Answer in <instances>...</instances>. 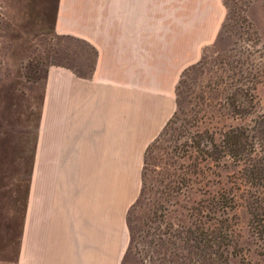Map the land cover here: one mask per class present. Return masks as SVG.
Returning <instances> with one entry per match:
<instances>
[{"label": "crops", "instance_id": "obj_1", "mask_svg": "<svg viewBox=\"0 0 264 264\" xmlns=\"http://www.w3.org/2000/svg\"><path fill=\"white\" fill-rule=\"evenodd\" d=\"M33 5L51 7L42 35L52 45L69 40L74 58L44 71L35 139L24 158L16 252L0 264H125L127 214L141 191L145 152L177 109L182 74L218 40L226 6L223 0Z\"/></svg>", "mask_w": 264, "mask_h": 264}, {"label": "rangeland", "instance_id": "obj_2", "mask_svg": "<svg viewBox=\"0 0 264 264\" xmlns=\"http://www.w3.org/2000/svg\"><path fill=\"white\" fill-rule=\"evenodd\" d=\"M225 3L227 15L218 40L184 73L177 89L176 114L146 152L141 191L127 214L131 244L125 264L157 263L150 240L170 238V233L198 223L197 202L211 196L220 197L223 206L235 201L234 209L201 208L204 213L222 214V218L225 211L234 215V240L241 255L232 257L231 263L264 264V189L244 183L239 168L229 162L201 173L183 151L187 131L218 130L234 123L225 112L221 115L219 107L223 88L233 80L255 83L256 97L264 107V0ZM33 4L0 0L1 260L12 259L16 252L24 158L30 157L35 139L44 71L50 63L73 64L70 60L74 58L69 40L52 45L42 35L50 29L51 7ZM77 50L80 55L86 53L83 47Z\"/></svg>", "mask_w": 264, "mask_h": 264}, {"label": "trees", "instance_id": "obj_3", "mask_svg": "<svg viewBox=\"0 0 264 264\" xmlns=\"http://www.w3.org/2000/svg\"><path fill=\"white\" fill-rule=\"evenodd\" d=\"M223 3L227 8L225 0ZM224 23L225 21L222 28ZM242 75L241 73L240 76ZM223 89L224 96L219 102L221 115L225 112V116L230 117L234 123L218 130L203 128L193 132L187 131L183 145L185 157L192 162L191 166L197 167L201 173L210 170L211 166L218 167L229 162L239 168L244 183L257 190L264 189V107L256 97L255 83H242L236 79ZM175 114L176 111L172 118ZM199 165H202L201 168ZM231 201L232 204L223 206L220 197L201 198L197 202L200 206L197 208L200 216L198 223L195 222L193 226L177 233H170V238L163 239L158 236L157 240H150L157 262L150 264H232L231 258L241 255L234 240V215L230 216L225 211L226 216L222 218V214L217 216L215 211L208 214L201 210H209V205L225 207L224 210L234 209L235 201ZM176 239H179L180 243ZM160 254L162 257H159Z\"/></svg>", "mask_w": 264, "mask_h": 264}]
</instances>
